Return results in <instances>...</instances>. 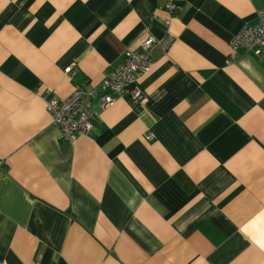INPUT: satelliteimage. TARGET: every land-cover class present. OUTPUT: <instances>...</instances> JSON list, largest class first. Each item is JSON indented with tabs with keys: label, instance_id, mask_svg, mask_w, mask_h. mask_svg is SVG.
<instances>
[{
	"label": "crops",
	"instance_id": "obj_1",
	"mask_svg": "<svg viewBox=\"0 0 264 264\" xmlns=\"http://www.w3.org/2000/svg\"><path fill=\"white\" fill-rule=\"evenodd\" d=\"M174 2L0 0V264H264V59L228 56L264 0ZM147 36L142 99L101 106ZM76 83L95 118L62 141Z\"/></svg>",
	"mask_w": 264,
	"mask_h": 264
},
{
	"label": "built area",
	"instance_id": "obj_2",
	"mask_svg": "<svg viewBox=\"0 0 264 264\" xmlns=\"http://www.w3.org/2000/svg\"><path fill=\"white\" fill-rule=\"evenodd\" d=\"M163 8L168 15L177 10L174 0H163ZM170 19H166L168 24ZM172 40L170 35L163 39L166 48ZM139 49L127 48L122 61L113 67L102 79L97 100L101 106L110 105L114 101L112 93L127 95L134 100L142 99V92L137 85V78L149 71L151 66V49L154 39L151 36L140 39ZM241 46L252 50L257 56L264 59V12H259L256 24L243 25L232 37L228 56L234 58L236 49ZM64 73L72 78L74 75L73 64L64 68ZM93 94L88 92L83 84H73L72 92L65 98H52L46 106L60 130L62 141H73L78 135L85 134L92 126L95 112L92 108ZM151 139V135H146ZM2 161H0V166Z\"/></svg>",
	"mask_w": 264,
	"mask_h": 264
}]
</instances>
